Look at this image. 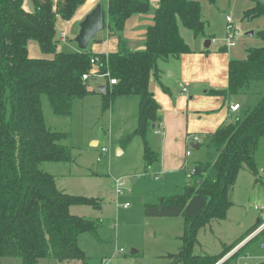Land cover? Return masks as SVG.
Here are the masks:
<instances>
[{"label": "trees", "instance_id": "obj_1", "mask_svg": "<svg viewBox=\"0 0 264 264\" xmlns=\"http://www.w3.org/2000/svg\"><path fill=\"white\" fill-rule=\"evenodd\" d=\"M88 1L30 0L33 10L28 11L25 0H0V262L18 258L22 264H39L41 260L88 264L79 237L84 233L97 237L93 221L71 212L72 207L93 202L62 191L57 177L41 169L45 163L74 162L73 148L65 144L69 135L47 127L42 98H47L55 116L70 117L76 104L96 92L89 89L83 76L90 72L92 59H99L100 72H109L117 81L105 85L106 112L119 97L139 98L135 133L144 140L148 170L160 160L147 141L151 127L161 120V106L151 90L152 79L160 78L158 61L193 53L181 27L195 38L206 37L202 0H158L156 7L153 0H103L104 31L120 39V51L108 56L93 53L90 47L59 51L58 22L72 21ZM206 1L215 6L218 0ZM254 2L243 13V20L264 17V4ZM148 14H153V24L147 29L145 48L131 51L123 39L126 23ZM258 36L264 42V29ZM30 42H37L44 57L29 56ZM245 52V59L229 62L228 88L213 90L212 96L228 102L231 97L250 94L253 84L264 83V47H249ZM259 95L255 107H241L238 114L230 115L214 133L206 135L207 161L195 164L189 185L180 194L145 205L147 217L186 220L180 250L169 255L174 264H218L224 256H198L194 249L202 228L227 217L241 170L246 168L260 181L256 154L264 139V93ZM258 221L231 248L250 236L261 225ZM261 235L238 251L231 264Z\"/></svg>", "mask_w": 264, "mask_h": 264}, {"label": "rangeland", "instance_id": "obj_2", "mask_svg": "<svg viewBox=\"0 0 264 264\" xmlns=\"http://www.w3.org/2000/svg\"><path fill=\"white\" fill-rule=\"evenodd\" d=\"M28 1L26 9L32 11L28 9ZM249 2L250 0H223V7L218 10L227 12L233 18L238 29L236 46L228 48L226 45L227 32L223 14L210 13L212 27L208 33L216 35L217 39L208 35L197 39L201 48L205 41L216 40L209 54L187 56L185 60L158 61L160 79L158 82L154 81V92L165 115L170 119L169 126L173 125L172 109L184 110L189 117L190 132L200 136L201 147L199 150H191L192 156L187 158L182 172L179 169L164 171V155L160 152L158 165L146 169L144 140L135 133L138 125V97H119L111 110L106 112L102 94L96 92L76 104L70 117L55 116L47 98H42L46 125L53 132L69 135L65 144L73 148L74 162L45 163L41 169L56 176L59 181L71 179L72 185L68 192L93 202L91 206H75L71 209L72 214L93 221L97 226V237L84 233L78 241L80 249L90 259L88 264H174L169 255L177 254L180 250V238L184 234L186 220L183 217H147L145 205L156 204L162 198L180 194L187 186V173L193 172L196 163L207 161L206 133L218 128L222 113L225 115L227 110L226 107L222 108L225 103L213 97L211 91L228 88L227 65L231 60H243L249 47H264V42L258 36V31L264 28V17L248 21L241 16L249 8ZM100 4L106 10L103 0H100ZM30 6L32 8L31 4ZM203 15L208 14L204 11ZM80 24L76 20L74 24L58 22L59 51L80 50L76 42ZM63 32L67 34L65 41L61 39ZM249 32H254V37L247 36ZM186 34L189 35H185L186 40L191 46H196L192 33L187 31ZM93 43L94 41L90 43V49ZM222 45L225 46L220 50H229V53L219 51ZM39 56L44 55L39 53ZM97 81L109 80L91 78L88 86H93ZM260 92L264 93V83L253 84L250 94L231 97V103H240L242 110L255 107L260 100ZM162 133L161 130V136H157L152 129L148 133L147 141L153 150L159 149ZM92 140H99L97 149L90 147ZM119 146L123 149V154L122 149L117 154ZM102 147L109 148V152L98 162ZM172 153L173 150L168 155ZM256 163L260 181L256 182V177L246 168L241 170L232 196V208L224 220L212 221L200 230L198 244L194 249L196 255L224 253L218 264H231L238 251L248 245L250 236L237 247L231 248L261 219L262 212L257 207H264V139L256 154ZM132 180L136 182L133 184ZM116 181L125 182L124 192L118 197ZM127 204L129 207L126 208ZM133 251L136 253L133 254ZM263 260L264 234L239 255L235 264H261ZM0 264H22V261L18 258H5ZM39 264L83 262L41 260Z\"/></svg>", "mask_w": 264, "mask_h": 264}, {"label": "crops", "instance_id": "obj_3", "mask_svg": "<svg viewBox=\"0 0 264 264\" xmlns=\"http://www.w3.org/2000/svg\"><path fill=\"white\" fill-rule=\"evenodd\" d=\"M26 1L27 0H25V7H27ZM254 1L255 0H250L248 9L252 8L255 5ZM257 1L261 2V0H257ZM157 2H158V0H153L152 1V6L156 7ZM222 2H223V0H218L216 5L212 6L206 0H202L201 1L202 21H204L207 24V26H206V35H208L209 37H214L215 39H217L216 35H211L210 33H208L209 30L212 27V24H211L212 14H210V13L223 14V16L225 17V27H226V18H227V16H230V15H227V12L218 11V10H220L221 7H223V5H222L223 3ZM262 3L264 4V2H262ZM27 4H29V8L28 9L29 10L32 9L31 6H30V4H31L30 0L27 2ZM98 4H100V0H89L84 6L80 7L77 10L75 17L72 19V21H70V23L73 22V24H74L75 20L76 21H80V23H81L86 18V16ZM204 11L208 14L207 16L203 15ZM244 12L245 11L242 12V15H241L242 18H243V13ZM152 24H153V14H148V15H143V16L142 15L141 16H134V17L130 18L127 21L125 29H124V32H123V39L128 42V46L127 47H128L129 50H131V51H140V50H143L145 48L147 29ZM262 30H259V31H262ZM187 31H189V30L181 27V34H182L183 38L185 39V41L190 46V48L193 51V53L189 54V55H185V56L181 57L180 59H173V60H182V59L185 60L188 57H194V56H197V55H202L204 50H210V48L212 47L213 43L216 42V40L214 42L211 41V45H210L209 49L204 48V46H202V48H201V46L199 45V41H197L198 38H195L193 36V34H192L193 40L195 41L196 46H191V44L186 40L187 39L186 36H189L188 34H186ZM223 46H225V45H222L219 48L220 52H221L220 49ZM28 47H29V50H28L29 56L31 58H40V57H42V56H39V53H41L39 45H37V44H35L33 42H30ZM197 47L200 50H198ZM91 51L93 53H96V54H104V55H107V56L109 54H112V53H117V52L120 51V39L118 37H116V36L110 37L107 31H103V32H101L100 34L97 35L96 41H94ZM210 52H211V50H210ZM245 58H246V54H245ZM245 58H243V59H245ZM170 60L171 59H168V60H166V62H168ZM228 66H229V63L227 65V69H228ZM104 81L103 82L97 81L93 86L89 87V89L91 91H96V92L100 93L99 89L102 86H105L108 83V81L107 82H104ZM154 81L158 82L159 80H155V79L153 80L152 79V81H151V90L155 94V92H154V89H155V85L154 84H155V82ZM214 90H219V89H214ZM183 93H185V92L183 91ZM103 94L104 93H102V95ZM88 96H86V98ZM155 97H156V95H155ZM213 97H215V96H213ZM128 98H130V97H128ZM216 98L218 100L219 99L222 100L225 103L224 105H222V108L226 107V109H227L225 115H224V113H222L223 116H222V118H221V120H220V122L218 124L220 126L223 122H225V120L230 115H234V114L238 113V111L237 112H233L231 110V107L234 106V105H237V104L240 105V103H238V102L237 103H231V99H229V101L226 102V100L223 97H216ZM138 107H139V102H138ZM241 107H242V105H240V108ZM171 114L173 115L172 118H171V120L173 121V125L169 126V124H168L169 122L168 121L170 119H169V117H167L165 115V113L163 111V108L161 106V111H160L161 120L159 121L158 124H154V125H155V128H159V126L162 127V131H163V133H162V143L160 144L159 149L157 150L158 152L156 150H154V151L157 152L158 154L160 152L162 155H164V160L162 162V166H164L163 167L164 171H166V172L170 171L171 172L173 170L179 169L182 172V171L185 170V166H186L185 162L188 160L187 158L192 156V155H190L189 157H187V155H186L187 151L195 150V149H193L191 147V145L192 144H198L199 147H201L200 143H193V141L191 140L193 136H195V135L199 136V134H197V133L193 134L192 132H190V128L188 127L189 117H188L186 111H184V110L181 111V110H178V109H172ZM219 126H217V127L219 128ZM218 128H216L215 131ZM151 129H152V127H151ZM154 129H153V132H154ZM214 132L206 133V135L207 134H212ZM157 136H161V134L157 135ZM189 142H191L190 145H189ZM94 144H96V146H94ZM89 145H90L91 148L97 149L99 147V145H100V142H99V140H92ZM120 149H122L120 146L117 147V149H116L117 150V154H118ZM171 150H173L172 155H168ZM121 151H122V154H123L124 153L123 149ZM159 156H160V154H159ZM159 162H160V160H159ZM158 163L156 165H158ZM189 174H191V173L188 172L187 175L189 176ZM57 183H58V187L62 191L67 192L69 194H72L71 192H68L69 189L71 188V185H72V180L71 179H63V180L59 181L58 178H57ZM188 185H189V178L187 179V186Z\"/></svg>", "mask_w": 264, "mask_h": 264}, {"label": "built area", "instance_id": "obj_4", "mask_svg": "<svg viewBox=\"0 0 264 264\" xmlns=\"http://www.w3.org/2000/svg\"><path fill=\"white\" fill-rule=\"evenodd\" d=\"M226 31H227V46L228 48L230 47H234L237 45V36H238V29L235 25V22L233 20V18L231 16H227L226 18ZM61 39L63 41H65L67 39V34L65 32L62 33L61 35ZM98 62H99V59H92L91 61V64H92V68L90 70L89 73L85 74L83 76V80L84 82H89V80L91 78H104V79H107L109 80V83L110 85H115L117 84V81L114 80V79H111L110 78V73L109 72H106V73H102L100 72L99 68H98ZM185 91V90H184ZM231 110L233 112H237L240 110V105H234L231 107ZM161 130H162V127L159 126V128H155L154 129V133L156 135H160L161 134ZM192 141L193 143H200V137L198 135H195L192 137ZM109 152V148L107 147H103L102 148V154H101V158L98 159V162H101L102 159L104 158V155L107 154ZM187 157H189L191 155V151H187ZM116 194H117V197L122 195L123 192H124V187H125V182H121V181H116ZM129 207V205L127 204L126 205V208ZM257 210L261 211L262 212V215H261V225L250 235V241L261 235L262 233H264V207H257Z\"/></svg>", "mask_w": 264, "mask_h": 264}, {"label": "water", "instance_id": "obj_5", "mask_svg": "<svg viewBox=\"0 0 264 264\" xmlns=\"http://www.w3.org/2000/svg\"><path fill=\"white\" fill-rule=\"evenodd\" d=\"M104 11L102 4H98L81 22L79 34L76 38V42L79 45L80 50H87L92 41L96 40L98 34L104 31ZM247 36L254 37V32L247 33ZM211 45V40L205 42L204 47L209 49ZM100 93L105 92V86H102L99 89ZM155 128V125L152 126V130ZM191 147L195 150H199L198 144H192ZM136 181L132 180L134 184ZM260 221H258L259 223ZM136 253L135 251L132 252Z\"/></svg>", "mask_w": 264, "mask_h": 264}]
</instances>
